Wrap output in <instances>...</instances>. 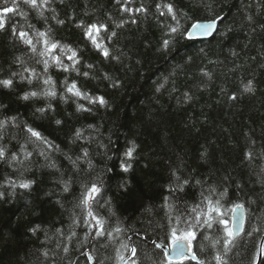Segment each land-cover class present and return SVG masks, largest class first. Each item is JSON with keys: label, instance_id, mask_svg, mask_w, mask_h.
Returning a JSON list of instances; mask_svg holds the SVG:
<instances>
[{"label": "trees", "instance_id": "obj_1", "mask_svg": "<svg viewBox=\"0 0 264 264\" xmlns=\"http://www.w3.org/2000/svg\"><path fill=\"white\" fill-rule=\"evenodd\" d=\"M17 4V13L7 15L0 31V80H13L9 88L0 85V121H9L0 129V144L9 149L8 159L0 160V264H93L89 253L95 264H120L118 252L124 257L130 252L120 247L122 242L137 249L128 264H200L170 261L156 244L173 242L165 198L174 206L172 215L187 216L210 188L217 189L212 199L219 204L211 212L212 228L195 229V253L206 264H216L217 254L225 264H256L264 235V0H49L43 9L23 0ZM157 4L173 6L179 32L170 34L177 21L164 8L161 16ZM14 6L12 0H0V10ZM125 6L147 11H122ZM209 20L218 21L211 38L189 37L193 24ZM90 24L107 25L100 38L119 59H105L93 47L85 37ZM13 27L28 31L34 42L37 32H47L51 41L76 51V70L67 59L71 53L59 48L54 55L69 66L67 72L50 57L33 56L12 35ZM42 47L37 44L38 51ZM38 59H48L47 72ZM48 77L55 97L42 94L51 87L43 82ZM65 81L91 97H103L106 105L71 96ZM249 81L252 92L244 91ZM31 92L38 95L23 99ZM78 104L90 111L78 112ZM39 108L47 110L40 113ZM27 127L39 131L51 147L31 137ZM133 143L131 168L123 172L124 153ZM26 151L32 153L28 160ZM11 153L23 163L12 161ZM173 173L181 182L189 180L182 192L169 191L177 185ZM9 180L34 183L21 189ZM92 183L101 191L91 211L109 231L120 226L118 237L85 239L84 221L91 217L77 205ZM224 189L227 194L220 196ZM236 205L245 208V225L225 252V229L232 230ZM200 208L208 211L204 204ZM37 225L33 234L30 229ZM72 232L76 235L69 240Z\"/></svg>", "mask_w": 264, "mask_h": 264}, {"label": "snow or ice", "instance_id": "obj_2", "mask_svg": "<svg viewBox=\"0 0 264 264\" xmlns=\"http://www.w3.org/2000/svg\"><path fill=\"white\" fill-rule=\"evenodd\" d=\"M6 2V0H5ZM13 4L15 5L14 7H4L2 10H0V31L5 30L6 28V17L9 13H17L18 11V4H17V0H12ZM49 0H23V3L28 5L30 8L32 9H43L47 6ZM128 3V0H126V4ZM157 9L160 12L161 16L165 15V12L163 10H161L162 8L167 10V14H169L171 16V18L173 20L177 21V26L176 27H170L169 32L170 34H175L177 32L180 31L179 29V21L177 19V15L173 9V6L171 4H165V5H160L157 4ZM122 11H126V12H146L147 9L144 8L143 6L136 8L135 10L129 8V7H123ZM18 14H23V13H18ZM40 15L43 16V12H40ZM53 19H55V17H53ZM219 19V17H218ZM249 20H251V17H248ZM135 20H132V23H135ZM215 20H213L211 23L209 24H193L192 27L193 28H198L201 29L203 31H208L210 28H212L215 25ZM57 23L59 24H63L64 21L62 20H57ZM80 25H78L79 27ZM121 25H117V27H120ZM31 27V26H29ZM107 25H97V24H90L86 31H85V37L90 40V42L92 43L93 47H95L100 53L101 55L105 58V59H119V57H115V56H111L109 49L104 45L103 41L100 38V33L101 31H107ZM12 31V35L16 36L24 45L27 46V50L28 52H30L33 56H39V57H50L53 64L60 66L63 68L64 71H69V66L64 65L62 59L60 56L54 55L55 50H57L58 48L60 49L61 53H65V52H70L71 55H69L67 57L68 60L72 61V65L71 68L72 70H76L75 66L79 63V59L77 57V52L73 51L72 49L68 48L65 49L63 46L59 45L58 42H53L48 38V33L47 32H37L36 36L39 37V40L34 42V39L29 35L28 31H24V30H18L17 28L13 27L11 29ZM116 33L113 32L112 36H115ZM108 39H111V37H109ZM41 43L43 45V47L41 48V50L38 51L37 49V44ZM170 41L168 39H165L163 41V46L164 48H168ZM19 59V58H17ZM43 63L44 65V71L47 72L48 70V66H49V62L48 59H43L41 60H37L36 63ZM89 68H92V65H88ZM25 71H29V69H25ZM32 74L35 75V70L32 69L31 70ZM15 75V73L13 74ZM83 75L85 77H87L89 75L88 72H84ZM105 78L108 79L109 77H107V75H105ZM44 84L46 85H50L51 87L48 89V91L42 93L45 96L48 97H55L56 96V91L54 90V84L53 81L51 79V77H48L47 79H44ZM13 84V80L12 79H3L0 80V85H2L5 88H9L11 87ZM115 86V85H113ZM161 87H163V85H161ZM65 88H66V92L71 94V96H75L77 98H81V99H86L89 101V103H98L101 106L106 105V101L104 100L103 97H91L89 96L87 93L82 92L78 87L77 84L75 82H72L71 84H68L67 81H65ZM159 90V89H157ZM244 91L246 92H252L253 88H252V84L251 81H249L247 84H245L244 86ZM38 93L37 92H31L28 94H25L23 96V99L28 100L31 97H35L37 96ZM187 97V94H185ZM188 99H191V97H187ZM232 100L236 99L235 95H232L229 97ZM49 107H51V105H49ZM47 109L45 108H39L37 109L38 112L43 113L45 112ZM78 112L79 111H90L89 108L84 107L83 105L78 104L77 105V109ZM12 120L14 121L15 118H12ZM9 121L8 120H2L0 121V129H3L5 127L6 124H8ZM56 124L59 125L61 124L60 120H56ZM91 127V126H90ZM27 133L30 134L31 137H34L36 141H40L44 144H48L49 147H51V145L49 144V142L47 140H45L44 137H42L41 133L31 127H27L26 128ZM82 133L80 130H77L75 133V137L77 139L81 138ZM0 140H3V136L0 135ZM21 148L23 149L24 146L21 145ZM137 149V145L135 143H133L124 153L125 157L127 158L126 162L121 164V170L123 172H128L129 169L131 168V164L128 163L127 161L132 160L133 158V154ZM32 153L31 152H25L24 155V160H28L30 159ZM40 155H44L43 152L40 153ZM88 152L87 150H83V159L87 160L88 158ZM11 160L12 161H19V157L16 153H11ZM9 157V149L7 148L6 145L0 144V160H6ZM248 157L249 159L252 158V154L248 153ZM69 159H71L69 157ZM78 160L81 159V157L77 158ZM21 163H23V161H19ZM89 163V167H91V162L87 161ZM73 163L75 164L76 162L73 161ZM51 167H55L54 164L50 165ZM173 175L176 177L177 180V185L175 188H171L169 189L170 193H174L176 191H183V185H187L189 183L188 179H183V181L181 182V177L180 176H176L175 173H173ZM34 183V181H30V180H21L18 184L15 180H9V184L12 187H19L21 189H30L32 184ZM197 184L201 183L200 181H196ZM69 190V185L67 182L64 183V191H68ZM101 188L97 183H92L90 187H87L85 189L84 192H82L81 194V199L79 201V204L77 205L79 206H83L85 209H87V215L89 217H91V221H87L85 220L84 222L88 224V233L86 234L85 239L87 240V238L90 236L92 237V239H96V238H100V237H105L107 236L109 239L114 238L113 233L116 234V236L118 237V235L122 232V228L120 226H116L114 227L111 231H109L106 227H105V220L99 216H97L96 214H94L91 211V205L92 203L95 201L96 196L100 193ZM217 194V189L215 188H210L209 190V194L205 195L203 192L201 193V197L202 200L200 202V204H204L205 207L208 208V211H203V209L200 208V204H197L195 207H193L191 209V211L188 213L187 216L184 215V213H180L178 212V214L176 215H172V210H173V205L171 204H167V198H165L166 201V205L168 207V214H167V220H168V224L167 227L171 230V235H172V240L173 243L176 245V253L179 256L183 255V245L179 242V241H183V240H187V241H191L196 239V231L195 229L198 227H207V228H212V217H211V212L212 211H216L217 210V206L219 204V200H216L215 203L213 202L212 196ZM227 194V189H224L222 192L219 193L220 196L226 195ZM3 197V193H0V198ZM243 208V205H236V207L233 209V211L235 212L236 210ZM198 209H200L198 211ZM194 214V215H193ZM206 217V219L201 220V217ZM223 223V221H222ZM73 224H79V221L77 220H73ZM181 225H184L185 227L181 228ZM39 229V225H37L35 228L30 229V231L35 234V232ZM182 231V235L177 237L176 233L177 231ZM226 233H227V237L228 239L224 240V249L225 252H227L230 248V246L234 243V233L231 229L226 228L225 229ZM57 232H61L60 229H57ZM62 234V233H61ZM76 233L72 232L71 236L68 237L69 240H71V238L73 236H75ZM219 241H217L218 243ZM155 243V242H153ZM59 247V245H58ZM121 248H128V250L131 252L132 257L136 256L137 253V249L136 247H128V245L126 243H121L120 245ZM156 247L159 248L160 245L156 244ZM68 247L65 245L62 249V251L66 254L68 253ZM44 255L47 257L48 253L45 252ZM193 259H195V256L192 257ZM94 259V257H92L91 255H88V260L92 261ZM118 259L119 260H124L125 257L123 255H119L118 252ZM216 264H225L223 257L220 254H217L214 257ZM132 264H137L136 260H132Z\"/></svg>", "mask_w": 264, "mask_h": 264}, {"label": "water", "instance_id": "obj_3", "mask_svg": "<svg viewBox=\"0 0 264 264\" xmlns=\"http://www.w3.org/2000/svg\"><path fill=\"white\" fill-rule=\"evenodd\" d=\"M212 21L213 20L199 21L195 24H209ZM215 21H216L215 25L212 28H210L208 31H203L201 29L191 27L189 30V37L191 39H209V38H211L218 29V21L217 20H215ZM245 220H246V211H245L244 207L236 210L235 212L233 211V214H232V231L234 233V236H238L243 232ZM179 242L183 245V249H182L183 255L182 256L177 255L176 250H175L176 245L173 242L170 243L169 245H165L162 242H157V244H159L160 247L164 249L166 257L170 261L177 262V261H183V260H193V261L198 262L200 264H206L195 253L192 241L183 240V241H179ZM133 246L135 247V245L132 244L131 247H133ZM88 255H91V254L89 253ZM193 256H195V259L192 258ZM263 256H264V235H263L261 243H260L259 257H258L256 264L261 263ZM132 258H134V257H132L131 252H129V254L125 257V259L120 262V264H128L129 260ZM91 262L93 264H95L96 260L93 259Z\"/></svg>", "mask_w": 264, "mask_h": 264}]
</instances>
